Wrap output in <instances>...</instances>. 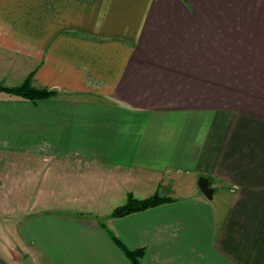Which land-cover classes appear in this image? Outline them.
<instances>
[{
	"label": "crops",
	"instance_id": "1",
	"mask_svg": "<svg viewBox=\"0 0 264 264\" xmlns=\"http://www.w3.org/2000/svg\"><path fill=\"white\" fill-rule=\"evenodd\" d=\"M29 75L57 95L0 94V264H264V0H0Z\"/></svg>",
	"mask_w": 264,
	"mask_h": 264
},
{
	"label": "trees",
	"instance_id": "2",
	"mask_svg": "<svg viewBox=\"0 0 264 264\" xmlns=\"http://www.w3.org/2000/svg\"><path fill=\"white\" fill-rule=\"evenodd\" d=\"M31 80L32 75H29L21 85L12 88L5 87L0 83V94L19 97L33 102L46 100L57 95V93L52 90L35 88L32 85ZM172 202H174L173 199L162 197L159 194H155L143 200L129 195L127 202L124 205L117 207L112 212L111 217L114 219L125 218L130 215L145 212ZM113 240L133 264H141L140 259L145 255L144 249L131 250L127 248L119 239L114 237Z\"/></svg>",
	"mask_w": 264,
	"mask_h": 264
},
{
	"label": "rangeland",
	"instance_id": "3",
	"mask_svg": "<svg viewBox=\"0 0 264 264\" xmlns=\"http://www.w3.org/2000/svg\"><path fill=\"white\" fill-rule=\"evenodd\" d=\"M17 172V174L18 175H22L23 173H22V171H19V170H17L16 171ZM181 188V190L182 189H184L185 187L184 186H182V187H180ZM16 192V191H15ZM138 194H140V196L138 195H136L138 198H141L142 199V193H141V191H140V193H138ZM16 195H19L18 197H17V199H16V202H14V203H12V202H10V203H6L7 204V209H12V208H14V206L15 207H17L16 208V212H14V213H20V212H22L21 211V208L20 207H18V206H20V203H19V200H20V198H21V194H16ZM31 195H34V194H31ZM151 195V194H150ZM133 196V195H132ZM149 196V195H148ZM128 199V198H127ZM125 202V201H124ZM127 202V201H126ZM125 202V203H126ZM124 203V204H125ZM110 204H112V202L110 201ZM116 204V203H115ZM123 204V203H122ZM106 205H109V203H106ZM9 206V207H8ZM11 211L10 210H8V214L10 213ZM25 212V211H24ZM111 213H112V211H111ZM8 216V219H10V220H6L3 224H1V226H0V237H2V238H5V237H8L10 234H11V229H10V224L12 223V221L13 220H11L12 218L13 219H16V217H13L12 215H7ZM3 222V217L2 218H0V223H2ZM166 253V252H165ZM152 261H159V264H171V261L172 260H170V258H168L167 257V255L163 258V259H159V258H157V259H155V260H152ZM142 264H152L150 261L148 262V260H144V263L142 262Z\"/></svg>",
	"mask_w": 264,
	"mask_h": 264
},
{
	"label": "water",
	"instance_id": "4",
	"mask_svg": "<svg viewBox=\"0 0 264 264\" xmlns=\"http://www.w3.org/2000/svg\"><path fill=\"white\" fill-rule=\"evenodd\" d=\"M199 188L201 190V192L209 199L212 198V189L209 187L208 185V181L206 179H201L199 181ZM27 263H31V258L27 257Z\"/></svg>",
	"mask_w": 264,
	"mask_h": 264
}]
</instances>
